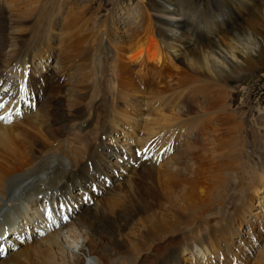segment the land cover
Segmentation results:
<instances>
[{
    "label": "rangeland",
    "instance_id": "374dc122",
    "mask_svg": "<svg viewBox=\"0 0 264 264\" xmlns=\"http://www.w3.org/2000/svg\"><path fill=\"white\" fill-rule=\"evenodd\" d=\"M84 1L86 0H56L57 3L55 2L54 5L52 0H0V60L2 59L0 72L9 69L12 60L20 61L22 68L18 63L16 66L18 69L9 70L18 71L23 79L24 66L30 65V83L26 84L25 93L32 91L34 95L28 94L27 100L23 98V103L21 96H15L16 89L13 94H9L11 87L8 85L10 88L4 91L2 87L5 82L2 81L3 74H0V93L4 92L0 102H5V107L0 109V116L6 117L5 120H0V126L18 128V131L25 132L24 122L34 115L37 119H41L42 127L49 125L50 128L54 123L51 114L58 112L67 117L79 110V115L74 121L78 118L79 123L84 125L83 133H88L82 139L93 142V148L88 149L90 152L88 160L92 158L90 161L93 164L88 165L91 162L87 160V165L84 164L78 171L71 173L64 184L61 192L65 193L64 195L68 198L62 200L68 205L64 207L68 214L82 211L88 202L89 205L98 206L102 202L112 203L116 200L121 203V199H118L120 198L119 189L128 181H134L139 171L152 170L162 174H173L176 170L182 171V168L188 164L187 159L198 160V166L202 168L198 170L201 174L199 177L206 178L208 183L215 186L213 188L216 189L214 190L217 193L215 195H220L222 199L219 205L218 202L213 204L215 208L212 209V215L209 217V211L203 213L208 216L192 224L188 232H184L185 234H175L170 237L169 244H166L165 240V243L159 244L157 248H151L152 256L147 255L138 260L137 257L129 264L257 263L264 251V66L256 70L251 69L249 73L239 74L240 77L232 79L226 89L225 86H220L219 80L213 83L206 79L204 81L201 77L192 76V79L188 76L191 74H186L184 70L182 72L181 68L179 70V63L174 64V68L166 69L162 74V81L158 82L154 65L150 64L142 68L140 64L133 62L127 56L126 51L134 43L141 45L145 42L146 45L147 42L156 41V44H160L155 34H152L154 21L149 17L152 14L149 12L150 6L158 2L155 0H88L85 3ZM226 1L228 0H173L181 13L186 11L191 4L196 8L197 12L195 11L194 16L197 15V17H194V21H187L188 24H192V27L186 25L184 21L183 25L181 24L183 30L191 29L194 33L199 29L197 28L200 20L198 16L200 18L203 15L211 21L214 16L219 17L220 14L224 21L229 22L224 17L229 14L227 11H231L230 9L223 10L226 9L224 7ZM237 4L236 1H232V18L237 16L241 21L248 20L252 16L251 11L247 14L241 12ZM49 8H53L52 20L47 25L48 28L40 29L38 27L44 25L37 24V19L45 11L48 14ZM254 10L255 8L253 12ZM179 18V22L182 23L181 17ZM19 23L23 24V31L16 28L15 24ZM89 33L92 38L95 34H104V37H99V41H103L102 47L109 53L108 60H116V66H112L114 63L112 65L106 63L98 68L92 65L91 58L94 53L92 50L95 45L91 44L90 40L86 42L87 46L80 44V38L88 36ZM89 38L90 36L87 39ZM29 46L28 58L16 57V53L23 52L25 48L28 51ZM143 63L144 67L145 62ZM19 69H22L21 73ZM4 72L6 77H12L10 80H16L17 77L14 78L15 75L12 72L11 74ZM175 74L181 76L183 81L186 80L182 81L183 85L181 83L183 87L180 85L183 91L182 97L176 99L173 110L175 114L177 113V122H172L173 125L162 132L154 133L143 126L149 124L156 114L155 108L150 107V102H147L149 98L146 91L154 92L168 83L175 86L176 82L175 84L171 82L176 79ZM22 79L19 82L23 85ZM124 80L127 83L131 81L133 86H137L136 88H139L138 91L141 92L136 94L132 90L127 95L128 99H125L123 88L126 82ZM14 84H17L16 81ZM214 86L217 88L214 89ZM220 87L224 91H221ZM219 89L221 92L218 91ZM6 94H9V99L8 97L4 99ZM219 94L225 99L220 104L219 99L215 98ZM94 98L101 99L102 103L93 111L91 109V112L89 104L94 102ZM29 100L32 103H29ZM182 102L185 104L182 105ZM24 104L23 111H20V108H14L20 106L22 110ZM151 105L153 106V103ZM215 108L219 109L214 111ZM226 115H230L231 121ZM230 126L236 127L235 130H227ZM153 134L157 136L154 137ZM77 135L79 134H70L68 141L76 145L79 143L80 149L82 146L89 148L86 143L80 141ZM168 135L170 138L165 140V136ZM32 139L38 140L37 135H32L30 140ZM136 146L141 149L146 147L143 152H147L146 154L151 159L147 166L135 167V157L138 152ZM231 150H234L235 157L232 156ZM152 151L156 157L155 161ZM214 153L221 155L213 159L212 154ZM229 154H232V157ZM188 165L192 166L194 163L191 161ZM235 166H238L243 174L238 171V175L232 177L228 184L224 177L229 171L234 170ZM204 169L207 171H203ZM221 177L222 182L225 181L227 185L225 189L220 190L218 184L221 182ZM80 178L85 182L78 180ZM213 178H216L218 181H215L218 183ZM41 186L47 191L49 183ZM136 186L142 189V192L145 191L146 186L143 181L136 180ZM12 206L10 202L0 210V235L7 228L4 224L12 217V214L8 213V209ZM51 207L56 213L53 206ZM29 209L31 211V208ZM200 211H198L199 214ZM56 214L63 217L65 213ZM68 214L69 222L66 223L61 217L62 221L51 226L52 228L45 233L48 234L52 229L62 228L65 225L68 229L64 231L73 229L69 224L75 216L71 217ZM31 215L36 219L34 213L31 212ZM204 220L206 223L202 225ZM47 225L40 226L37 231H44ZM41 233L26 237V239L22 238L20 244H24L23 247L31 245ZM26 242L29 244L27 245ZM135 242L138 240L135 239ZM16 247L18 246L5 249L0 245L2 252L0 259L9 257V252ZM164 248L165 252L162 253ZM87 259L84 258L82 262L89 264L90 260Z\"/></svg>",
    "mask_w": 264,
    "mask_h": 264
},
{
    "label": "bare ground",
    "instance_id": "6f19581e",
    "mask_svg": "<svg viewBox=\"0 0 264 264\" xmlns=\"http://www.w3.org/2000/svg\"><path fill=\"white\" fill-rule=\"evenodd\" d=\"M155 1L158 3L150 6L149 12L152 14L149 17L154 21L152 34H155L160 44H156V41L147 42L146 45L145 42L141 45L134 43L126 51L127 56L133 62L140 64L142 68H146L150 64L154 65L156 69L155 77L158 82L162 81V74L166 69L174 68L173 65L179 63V70L181 68L182 72L184 70L186 74H191L188 75L191 78L192 76L194 78L201 77L203 80L206 79L213 83L215 80H219L220 86H225L224 88L226 89L227 84L231 82L232 79L239 76V74L249 73L251 69L256 70L264 66V0H228L224 4L226 9L223 10H231L227 11L229 14L224 16L229 22L224 21L220 14L219 17L214 16V19L211 21L203 15L200 16V18L198 16V19H200L197 25L199 31L195 29L197 31L195 33L194 30L192 31L185 27L183 30L181 26L184 21L186 25L192 27V24L190 25L187 22L194 21V17H197V15L194 16L196 8L192 4H189L190 6L187 7V10L181 13L173 0ZM232 1L238 3L237 5L240 6L241 12L247 14L251 11L252 16L249 17L248 20L242 21L237 16L232 18ZM52 2H54L55 5L56 0H52ZM84 2L86 3L88 0ZM253 8H255L254 12ZM49 9L48 14H46L45 11L40 17H38L37 24L44 25L38 28H48L47 25L52 20L51 13L53 12V8ZM200 12H198V14H200ZM213 15H215V12H213ZM179 17H181L182 23L179 22ZM70 18L72 19V17ZM69 21L73 22V20ZM22 23H19L18 25L15 24L16 28L20 29V31H23ZM2 24L5 25L6 23ZM154 27L156 28L155 30ZM149 31H151V29ZM67 35H65V37ZM88 36H90L89 39H87ZM88 36L81 37L80 44L83 43L87 46L86 42L90 40L91 44L95 45H93L94 49L92 50L94 52L91 58L92 65L98 68L100 65H105L106 63L111 65L114 63L112 66H116V60H108L109 53L102 47L103 41H99V37H104V34H95L92 38L91 33H89ZM29 48L30 46L28 47V51L26 50L27 48H25L23 52L16 53V57L20 59L28 58ZM143 62H145L144 67L142 66ZM18 63H20L22 68V62L12 60L9 69H18L16 67ZM28 63L30 64L31 62ZM24 67H28L29 71L31 69L30 65ZM9 69L4 71L11 74L10 72L12 71ZM24 70L22 73L23 75ZM4 71H1L0 74H3V78L5 79L7 77ZM21 71L22 69H19L20 73ZM120 73H122V71ZM12 74L15 75L14 78L17 77L15 78L17 86L20 79H22V75L20 77L18 71H13ZM11 78L12 77H10V79ZM182 81L183 78L176 75V79L171 81L173 82L172 84H175L176 82L175 86L168 83L161 89L154 90V92L151 90L146 91L148 92L149 98L147 102H150V107L155 108L156 114L154 113L155 115L151 118L152 120L151 122L149 121V124L145 125L143 123V126L154 133H159L164 131L170 125H173L172 122H177V113L175 114L173 110L176 105V99L182 97ZM130 82H126V84L123 83L125 87L123 88L125 99H128L127 95L132 90L136 94L141 92L140 90L138 91L139 88L137 89V86H133L134 84L132 82L129 84ZM29 83L28 80V84ZM21 86L22 84H20V87L18 85L19 89ZM215 87L216 86H214V89ZM19 89L16 88V97L21 96L27 100L29 97L28 94L31 93L33 95L32 91L25 93V91ZM220 89L218 91H220ZM199 90L201 89L199 88ZM221 91L224 90L221 89ZM1 95L2 93H0V98ZM219 96L220 94L215 98L219 99L218 101L220 104L221 101H224L225 99ZM213 97L214 96L212 95V98ZM23 98L21 99L22 102ZM100 100L101 99L97 100L94 98V102L92 101L89 104V111H91V109L93 111L98 105H100V103H102ZM28 102L32 103L30 100ZM152 103L153 106L151 105ZM183 104H185V102H182V105ZM157 106L159 108H156ZM215 106L217 107V104ZM14 108H20L19 110L23 111L25 109V104L22 110L20 106ZM218 109L215 108L214 111ZM81 114L82 113H80V115ZM72 115L66 117L65 115H60L58 112L51 114L54 123H52L50 128L49 125L48 127H42L39 116V119H37L33 115L24 122L25 132L21 130L18 131V128L0 126V210L4 206L6 207L10 202L13 205L12 208L8 209V213L12 214V217L4 224L7 228L3 231L2 235H0V245L5 249L16 245L18 246L9 252V257L6 259L1 258L0 264H85L82 262L84 258L90 260L89 264H129L137 257L138 260L147 255L152 256V249L157 248L159 244H163L165 240L166 244H169L170 237L175 234L188 232L187 230L191 228L192 224L198 223L199 220H203L208 216L203 213L209 211L208 213L210 217L212 215V209L215 208L213 204H217L218 202L219 205L220 200H222L220 199V195H215L217 194L214 192L216 189H213L215 186L210 182L208 183L206 178L199 177L201 174L198 173V170H201L202 168L198 166V160L192 159L191 161L194 165H188L191 163L190 158L187 159L188 164L182 168V171L176 170L173 174H162L152 170L137 172L134 181H128L119 189L120 195L118 196L120 198H117L119 200L121 199V203L117 200L112 203H103L101 201L103 204L101 203L100 206H98L89 205L88 202L85 204V208L82 211L79 210L68 214L66 209H64V207L68 205L62 200L68 197H66L64 195L65 193H62L61 191L63 190L64 184L67 182L69 175L78 171L82 165H87L86 161L90 154L88 149L93 146L92 140L90 142L83 140L84 138L82 139V137L88 135V133H83L84 125L79 123L78 118L74 121V119L78 117L77 115H79V110H76ZM226 116L229 118L230 115ZM198 117H196V119ZM37 120L39 122H37ZM228 120L231 121L230 118ZM231 127L232 126L227 130L231 131L236 128ZM149 130L146 129V131ZM70 134H79L77 137H79L81 142L86 143L89 148H83L82 146V149H80L81 145L78 146L79 143L76 145L72 141H68ZM32 135H37L38 140H30ZM171 135L173 136V134ZM169 138L170 135L165 136L164 139L167 140ZM136 147L138 148L139 153H142L144 149H146V147L144 149H141L138 146ZM216 147L218 148V146ZM152 154L155 161L156 157L154 156L153 151ZM232 154H229V156L232 155L235 157L236 154L234 152ZM216 155L215 153L212 154V158L217 159L221 154L217 155V157ZM85 158L86 160H83ZM135 160L136 168L147 166L151 161L150 156L138 159L135 157ZM91 164H93V162L88 165ZM205 170L206 169L203 171ZM238 171H241V169L238 168V166H235L234 170L229 171L228 174L225 173L226 177L224 178L227 179V182L231 181L232 177L238 175ZM242 174L241 176H243ZM183 177L187 179H184ZM216 178H213V180L215 181ZM240 178L241 177H239V179ZM78 180L85 182L82 178ZM136 180L145 183V191L142 192V189L136 186ZM41 181L42 183H40ZM48 183L49 186L46 188L47 191L43 190L41 185H46ZM225 185L227 184H225V181L224 183L222 182L221 177L218 189H225ZM222 193L223 192L220 194ZM36 206L38 208L35 209ZM51 206H53L56 213H65L63 216H67V214L69 216L71 215V217L75 216L69 226L72 225V227L75 228V233L73 232L70 238L72 240H81V243H79V247L76 250L69 248L64 239V234L68 231H64V229L67 228L66 225L63 227L61 226L62 228L52 229L48 234L45 233L52 228L51 226H55V224L63 219H61L62 215H58L52 211ZM29 208H31V211ZM199 210L202 211H200V214L198 213ZM31 212L35 214L36 219L31 215ZM46 212L51 213V219L45 214ZM205 223L206 220L201 224L203 225ZM46 224L48 225L44 231H37L40 226H46ZM39 232L42 233L34 239L32 244L30 243L31 245H28V242H26L28 245L27 247H23L24 244H20L22 238L26 239V237L36 236ZM135 239H137L138 242H135ZM128 245L129 248H127ZM164 252L165 248L162 253ZM1 254L2 252L0 251V256ZM262 254L263 255L260 256L257 263L254 264H264V251ZM80 257L82 258L80 259Z\"/></svg>",
    "mask_w": 264,
    "mask_h": 264
},
{
    "label": "clouds",
    "instance_id": "9594fccd",
    "mask_svg": "<svg viewBox=\"0 0 264 264\" xmlns=\"http://www.w3.org/2000/svg\"><path fill=\"white\" fill-rule=\"evenodd\" d=\"M73 232H75V228L68 230L67 233L64 234V239L67 242L69 248L76 250L79 247V240H72L70 238Z\"/></svg>",
    "mask_w": 264,
    "mask_h": 264
},
{
    "label": "snow or ice",
    "instance_id": "6c2138e0",
    "mask_svg": "<svg viewBox=\"0 0 264 264\" xmlns=\"http://www.w3.org/2000/svg\"><path fill=\"white\" fill-rule=\"evenodd\" d=\"M21 91H25L23 85L21 86ZM22 98H23V97H21V99H22ZM4 107H5V102H0V109H3ZM17 114H19V113H17ZM5 119H6L5 116H0V120H5ZM45 214L51 219V213H50V212H46ZM62 218H63V220H64L66 223L69 222V218H68L67 216H63Z\"/></svg>",
    "mask_w": 264,
    "mask_h": 264
}]
</instances>
